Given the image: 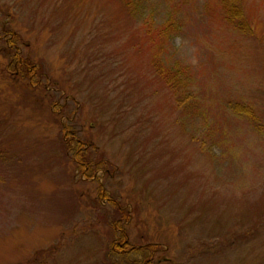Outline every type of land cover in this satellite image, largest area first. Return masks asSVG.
I'll use <instances>...</instances> for the list:
<instances>
[{"label":"rangeland","instance_id":"rangeland-1","mask_svg":"<svg viewBox=\"0 0 264 264\" xmlns=\"http://www.w3.org/2000/svg\"><path fill=\"white\" fill-rule=\"evenodd\" d=\"M237 9L0 0V264H264V0Z\"/></svg>","mask_w":264,"mask_h":264},{"label":"trees","instance_id":"trees-1","mask_svg":"<svg viewBox=\"0 0 264 264\" xmlns=\"http://www.w3.org/2000/svg\"><path fill=\"white\" fill-rule=\"evenodd\" d=\"M216 1L219 3L221 7L222 15L224 19H227L230 21L236 19L235 22L237 23L239 27L242 28L244 26L243 24L244 17L242 15V12L239 9H237L238 0H216ZM155 29L156 30L152 34L154 38L157 40L155 42L154 39L152 40L150 37L149 43L153 46V42H154L155 46L159 49L166 41H168L172 37L174 31L176 30V26L173 20L167 19L163 23V25L156 26ZM13 56L16 59L15 64L18 66L19 71H21L23 75H26L30 78L32 74H35V73L41 74V67H37L34 69L30 68L31 64L29 63V60L27 58L19 57L17 55V51L13 52ZM158 56L159 54L157 53L156 55L153 56V59L157 58ZM153 65H154V68L158 70L160 74H162L161 72L163 71V69L158 65V62L156 59L154 60ZM164 78L166 80V83L172 89L176 88L177 90V87L179 85V77H178L177 70H173L172 72H165ZM78 146L81 149V151L78 152V155H79L78 161H81L79 163H81V165H83V161H85L86 163H90V161H88L87 155H85L86 152H84L88 148V143L84 144L79 140H74L72 137L69 138L68 141H65L62 143V148L64 150L65 149L69 150L71 148H77ZM82 146H84L85 150L81 148ZM113 238L117 240V237L114 236ZM118 245H119L118 250L120 252H127V250L132 249V247H130L129 244L126 242L125 238L124 240L119 241ZM149 260L150 258H148L146 261H149Z\"/></svg>","mask_w":264,"mask_h":264}]
</instances>
